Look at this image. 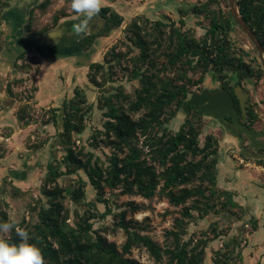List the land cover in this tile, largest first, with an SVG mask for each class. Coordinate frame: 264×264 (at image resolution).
<instances>
[{"label": "trees", "instance_id": "16d2710c", "mask_svg": "<svg viewBox=\"0 0 264 264\" xmlns=\"http://www.w3.org/2000/svg\"><path fill=\"white\" fill-rule=\"evenodd\" d=\"M237 2L245 22L264 47V0ZM51 3L52 0H43L39 8L45 11ZM180 12L196 18L205 33L197 36L193 29L186 28L184 18L180 19L179 25L174 21L148 18L143 20V25L137 19L127 23L124 14L112 6H102L99 14L105 21L103 31L82 39L87 49L98 37L110 38L126 25L122 31L139 52L135 55L130 50L121 53L112 46L103 61L97 59L90 64L87 76L94 87L103 88L111 81L115 66L125 57H130L134 61L132 74L138 80V86L133 94H125L121 90L98 94L97 102L103 111L104 121L102 128L93 130L87 145L77 144L95 107V103L88 99L86 89L76 87L72 95L65 97L61 107L48 108L51 115L45 124L52 123L56 128L64 150L62 164H48L41 187L46 201L38 209L33 208L36 219L24 226L32 242L41 247L45 264H145L129 256L136 245L145 246L157 260L166 254L169 264H208V241L201 239L193 244L191 237L185 238L189 234L190 223L211 213H228L235 208H243L232 190L218 184L221 139L215 133L204 132L207 123L200 115L199 107H190V114L177 130L168 124L179 114L190 94L202 87L207 75L230 90L234 79L242 83L246 80L264 83V69L261 64L248 61V54L233 41L232 32L238 24L230 14L229 0H197L187 9L181 8ZM68 15L61 10L54 19L57 22L60 16ZM146 23L151 24V29L146 27ZM148 36L160 46L164 42L167 44L166 69H174L180 64L177 78H160L151 72L156 64ZM143 66H147L144 71ZM189 70L200 72V76L193 79L188 75ZM22 81L17 79L13 83ZM32 89L33 92L38 91L37 86ZM6 90L9 97L15 99L17 94L11 82ZM120 98L128 103L127 108L117 105L115 100ZM4 103L12 106V101H3V106ZM172 105L176 107L168 114L167 109ZM233 107L239 112V120L253 127L258 119L254 108L247 104L243 111L240 98L235 94ZM142 109L146 110L144 114L134 118L132 114ZM17 118L26 125L32 119L26 106L18 110ZM228 120L232 118L228 117ZM102 148L110 150L103 151V157L97 154V150ZM242 156L249 159L244 154ZM256 162L264 165V159ZM66 175H77L76 182L62 184L60 178ZM106 188L121 189V194L139 195L145 199L165 196L174 206L184 205L181 215L174 220L173 229L168 232L173 238V247L163 250L126 219L127 211L139 210L140 205L130 201L119 212L113 211L106 198ZM88 189L94 191L93 197L89 196ZM65 199L83 206L84 211L81 214L77 212V221L71 219ZM189 201L191 204L186 205ZM98 203H104L105 209L101 210ZM110 214L114 216L113 227L123 228L127 235L122 248L104 234L108 226L95 227L98 221L105 220ZM4 221L11 222L7 212L0 210V222ZM252 224L257 230L256 222ZM10 238L14 242L19 239L14 231ZM224 246L226 251H215L214 264H236L237 259H242L241 251H236L241 247L239 242L233 245L224 243Z\"/></svg>", "mask_w": 264, "mask_h": 264}, {"label": "rangeland", "instance_id": "374dc122", "mask_svg": "<svg viewBox=\"0 0 264 264\" xmlns=\"http://www.w3.org/2000/svg\"><path fill=\"white\" fill-rule=\"evenodd\" d=\"M195 2L197 0H102V5L113 6L114 9L119 10L125 15L127 23L137 13L148 16L150 20L160 19L159 16L164 14L167 17L164 22L174 21L176 25H179L180 19L184 18L186 28H191L197 36H202L205 29L198 24V20L191 14L184 16L180 12L181 8L185 10L191 3ZM62 7L71 8L69 5L63 6V0H52V4L45 14L37 17L36 24L39 23V18H41L40 22L50 19V16ZM149 26L148 24L147 28L151 29ZM122 30H116L110 37L108 44L115 46L117 52L126 53L130 50L131 54H137L139 49L134 48ZM232 39L237 46H241L248 54L246 57L248 61L255 65H262L263 61L254 43L239 25L234 26ZM152 40L153 38L149 37V41L152 42ZM150 45L153 50L151 51L152 59L156 64L151 72L160 78H177L180 64L174 69H166L167 57L165 52L168 51L167 44L164 42L160 46L152 42ZM29 65L31 66L29 68L23 65L17 69L19 72L16 78L23 79L22 82L14 84L15 78L10 81L13 91L17 94L15 99L9 97L6 90V79L2 80L1 78V76L7 78L13 68L10 65L7 66V69L3 68L4 66L0 68V97H7L10 98L9 101H12V106L6 109L0 101V210L6 211L8 217H11L23 228L36 219V212L33 208L38 209L40 204L46 201L42 195L41 187L48 171V164L51 162L54 166L62 164L64 150L59 143L56 128L52 123L45 124L51 115L47 110L52 106L61 107L65 97L72 94L71 90L75 84L71 80V76H69V82L62 83L56 77L50 76L49 73L53 71V68L45 69L49 77L41 78L37 83L39 85L38 91L33 92L32 86L37 85L33 72L34 66ZM146 67L143 66L142 70L144 71ZM86 70L87 68L83 65L79 69L83 75ZM132 70L133 61L130 57H125L120 64L115 66L111 81L104 86L107 93H116L121 90L125 94H133L134 89L138 86V80L133 77ZM188 75L197 79L200 72L192 73L189 70ZM100 79H102L101 75H99ZM213 79L211 75H207L201 88H207L210 82H214ZM242 87L248 94L247 104L251 105L258 115L253 129L264 131V83L256 84L253 80H246L242 83ZM86 91L88 99L95 103V107L88 116L87 128L77 144L84 143L87 145L93 130L102 128L104 116L97 102L98 89L87 84ZM115 102L117 105L128 107V103L123 98L116 99ZM22 106H26L27 113L32 118L28 125L17 118V112ZM175 107L172 105L168 108V114ZM145 111L142 109L132 115L134 118H138ZM61 114L62 112H60L59 119ZM189 114L183 115L180 110L168 126L177 130ZM204 119L207 123L204 132L215 133L221 139L218 184L223 188L232 190L236 195L235 199L243 208H235L228 213H211L206 218L191 222L189 234L185 238L191 237L193 244L201 239L208 241L206 248L208 264H214L216 250H227L224 243L233 245L236 241L241 245L236 251H241L242 254V259H237L236 264H264V165L258 164L256 159H246L242 156L245 151L262 155H264V151L250 148L254 150L252 152L246 148L248 141L250 142L247 135L237 140L236 137L228 136L224 127L215 118L204 116ZM261 140L264 142V138ZM103 151L110 152L109 149L102 148L97 150V154L103 157ZM241 159L246 164L241 163ZM81 175L85 177L83 173ZM77 177V175H66L60 178V182L72 184L76 182ZM120 191L121 189L110 190L106 188V198L109 199L113 211L119 212L125 208L123 205L130 201L140 205L141 209L139 210H128L126 219L141 234L151 237L163 250L172 248L173 238L168 232L173 229L174 220L181 215L180 212L184 205L174 206L165 196L157 195L152 199H145L139 195L121 194ZM88 194L93 197L94 191L88 189ZM64 204L70 209L71 219L77 221L79 219L77 212L81 214L84 211L83 206L68 199L64 200ZM189 204L191 201L186 203V205ZM98 207L101 210L105 209L104 203H98ZM113 220L114 216L110 214L105 220L98 221L95 227L108 226L104 234L110 241L122 248L127 235L123 228L113 227ZM254 221L257 224V230L253 227ZM129 256L145 264H169L166 254L157 260L143 245L134 246Z\"/></svg>", "mask_w": 264, "mask_h": 264}, {"label": "flooded vegetation", "instance_id": "af4514ba", "mask_svg": "<svg viewBox=\"0 0 264 264\" xmlns=\"http://www.w3.org/2000/svg\"><path fill=\"white\" fill-rule=\"evenodd\" d=\"M42 1L43 0H0V68L4 66L3 68L7 69L9 67L8 65L13 68L11 73L7 75V78L1 76L2 80L6 79L5 82L8 85L11 79H17L16 77L19 72L17 69L19 66L26 65L29 68L31 67L29 64H31L34 66L33 72L38 89L39 85L37 83L39 80L43 77H49L47 76L48 74L45 69L53 68V71L49 73L50 76L56 77L62 83L69 82V76H71V80L75 83L71 90L72 94L76 87H82L87 90V84H91L87 76L90 71V64L97 59L103 61L106 52L112 47L108 44V38L106 36H100L90 48L86 49L82 43V39L85 36L77 37L72 31V25L78 23L83 17H77V14L74 13L71 8L66 9L62 7L54 12L50 16V19H47L45 22H40L41 18H39V23L36 24L37 17L45 14L49 6L52 4L51 3L45 11H42L39 8ZM64 5L70 6V0H63V6ZM61 10L69 15L60 16L56 22L54 15ZM139 16H142V18H139ZM147 18L148 16H143V14L137 13L132 20L137 19L138 23L143 25V20ZM101 20L104 22V25L100 28ZM147 25L148 24L146 23V27ZM149 25L151 26V24ZM104 27L105 21L101 15L98 14L90 21L87 35L100 34ZM123 27L125 28L126 25ZM92 28H100V30L97 33H91ZM52 33H55L56 36H52ZM97 40L98 42L96 43ZM152 42L149 41V43ZM96 48L98 51H101L99 57L95 54V51H97ZM151 51L153 50L151 49ZM24 52L25 55L23 57L22 54ZM51 65L55 66H52L51 68L45 67ZM82 65L87 68L84 75L79 71ZM91 86L93 85L91 84ZM97 89L98 92L101 93L104 92L102 90L106 88L103 87ZM220 89L225 88L217 81L210 82V85L207 87V90L211 94ZM202 90L203 88L193 93H201ZM228 91L232 94V98L233 94L240 98L241 93L247 95L246 100L248 98V94L242 87V82L235 79L232 80L230 90ZM4 108H9L6 103H4ZM228 117L229 116H226L227 120ZM241 123L248 125L244 122ZM236 138L237 140L242 139L241 133L236 134ZM247 138L250 140L249 136ZM263 138L264 137H261L260 140ZM261 143L264 142L261 140L259 144ZM246 148H251L249 141ZM261 150H264V148L260 147L259 151ZM253 151L254 150H252V152Z\"/></svg>", "mask_w": 264, "mask_h": 264}, {"label": "water", "instance_id": "95a60500", "mask_svg": "<svg viewBox=\"0 0 264 264\" xmlns=\"http://www.w3.org/2000/svg\"><path fill=\"white\" fill-rule=\"evenodd\" d=\"M230 5V14L235 19L240 28L249 36V38L254 43L258 53L260 54L261 60L263 61L262 67L264 69V47L261 44L257 35L253 32V30L247 25L243 16L241 15L238 7L237 0H229ZM109 6V5H102ZM113 7V6H112ZM117 10V9H115ZM120 12L119 10H117ZM121 13V12H120ZM160 20L166 21L167 17L164 14L159 16ZM104 25V22L100 21V28ZM100 28L91 29V33H97ZM52 36H56L55 33L51 34ZM50 35V36H51ZM110 38H108L109 40ZM96 50H98L96 48ZM100 51H95V54ZM98 55V56H99ZM102 91L107 92L106 89ZM246 96L245 94H240V101L242 105L243 111L246 109ZM199 106L200 107V115H204L206 117L215 118L225 129V132L228 136L236 137V134L241 133L242 136L250 137V146L258 150L260 147L264 148V143L259 144L261 142L260 138L264 137V131H256L253 128H250L248 125H244L239 121V112L233 107V98L232 94L225 89H220L213 94L209 93L207 88H204L201 93H193L191 94L182 104L181 113L183 115H187L190 112L191 106ZM226 116L232 117V121L227 120ZM244 156L251 159H262L264 155L262 154H252L250 152L245 151Z\"/></svg>", "mask_w": 264, "mask_h": 264}, {"label": "clouds", "instance_id": "9594fccd", "mask_svg": "<svg viewBox=\"0 0 264 264\" xmlns=\"http://www.w3.org/2000/svg\"><path fill=\"white\" fill-rule=\"evenodd\" d=\"M70 6L77 17H83L72 25L77 37L86 36L90 21L96 17L102 7V0H70ZM0 222V264H45L41 247L32 242L29 232L20 227L15 220ZM14 231L18 241H12L10 233Z\"/></svg>", "mask_w": 264, "mask_h": 264}, {"label": "crops", "instance_id": "0c3cea01", "mask_svg": "<svg viewBox=\"0 0 264 264\" xmlns=\"http://www.w3.org/2000/svg\"><path fill=\"white\" fill-rule=\"evenodd\" d=\"M108 40V39H107ZM109 41V40H108ZM98 51V50H97ZM99 53L96 54V56H98ZM99 57V56H98ZM52 66H55V65H51V66H45L47 68H51ZM87 71V70H86ZM10 98H7V97H0V101L3 102V101H9ZM4 107V106H3ZM6 109V108H5Z\"/></svg>", "mask_w": 264, "mask_h": 264}, {"label": "built area", "instance_id": "2783aa9c", "mask_svg": "<svg viewBox=\"0 0 264 264\" xmlns=\"http://www.w3.org/2000/svg\"><path fill=\"white\" fill-rule=\"evenodd\" d=\"M241 163L246 164V162L243 159H241Z\"/></svg>", "mask_w": 264, "mask_h": 264}]
</instances>
